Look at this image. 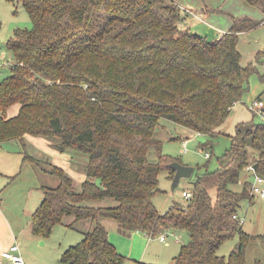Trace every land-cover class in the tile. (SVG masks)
Here are the masks:
<instances>
[{
	"label": "trees",
	"instance_id": "obj_1",
	"mask_svg": "<svg viewBox=\"0 0 264 264\" xmlns=\"http://www.w3.org/2000/svg\"><path fill=\"white\" fill-rule=\"evenodd\" d=\"M6 1L23 6L33 27L15 30L6 43L14 61L0 79V142L42 137L85 173L76 185L62 167L23 151L22 163L58 179L42 189L30 216L32 233L48 238L65 217L73 218L67 227L79 220L90 225L59 263L126 264L108 240L105 221H112L125 234L185 230L189 240L174 264H246L248 242L264 243V235L242 230L239 213L243 201L257 197L246 168L264 178V120L237 124L219 167L197 174L186 204L164 213L152 200L162 192L158 174L177 159L162 154L154 134L165 118L193 133L217 135L254 70L241 63L239 34L263 20H234L209 39L183 27L186 15L173 0ZM242 1L264 14V0ZM13 105L18 111L8 117ZM107 200L112 203L100 204ZM236 235L229 255L218 254Z\"/></svg>",
	"mask_w": 264,
	"mask_h": 264
},
{
	"label": "rangeland",
	"instance_id": "obj_2",
	"mask_svg": "<svg viewBox=\"0 0 264 264\" xmlns=\"http://www.w3.org/2000/svg\"><path fill=\"white\" fill-rule=\"evenodd\" d=\"M213 3L216 5L221 4L220 7L222 9H228L230 3L233 2L229 0H210V4ZM247 13L249 14L246 15L247 17L255 20L260 17V12L255 8H250V11ZM208 17L209 19L225 18L222 15L216 16L212 14ZM218 22L220 26L224 25L223 19H219ZM212 25L218 28L216 23ZM32 27L28 12L23 6L14 5L6 0H0V79L7 75L9 71L8 66L10 62L14 61L11 51L7 48V40L13 36L15 30H31ZM183 27L190 29L186 24ZM198 28L200 29L199 34H201V30H204L206 34L202 35L209 39L215 38L211 37L212 32L205 25L200 24ZM238 50L241 54V63L243 65L252 64L254 70L248 74L240 101L234 104L230 115L224 124L218 128V133L215 137L193 133L170 120L165 118L159 119V127L155 130L154 136L161 140L162 154L177 159L181 164L193 167L192 175L181 178L173 191L171 190L172 179L169 176L170 169H166V167L160 169L158 185L162 192L154 195L152 199L159 213H164L174 203L186 204L187 199L182 196V192L192 189L196 175L202 173L205 169L213 171L219 167V162L223 160V154L230 147L231 135L235 133V126L237 124L248 122L252 118L256 122L262 119L254 112L253 117L252 111L249 108L252 102L257 100L258 96H261L260 99L262 101L264 100V19L260 26L243 32L239 36ZM16 108L17 106L9 108L7 112L8 117L15 115ZM183 139H186V149L183 147ZM209 143L211 144L210 147L208 146ZM2 144L4 148L10 150H22V146L16 141H3ZM29 150L30 152L28 153L32 155L30 148ZM206 153L210 157L206 156ZM148 159L151 162L156 161V155L153 150L149 151ZM20 164L21 157L18 166L15 167V171L9 173V175L0 174V206L8 215L14 217L18 222L20 221L21 225L27 223L25 225L27 228L29 216H31V213L43 200L42 189L46 186H56L58 179L50 174L43 173L38 166H34L28 161ZM1 168L3 167L1 166ZM76 171L83 172L80 168ZM77 172L70 171L68 174L73 178L76 185H79L81 179L78 177ZM16 175L17 177L12 178ZM247 176L248 173L243 174L241 179H247ZM235 188L239 190L240 185ZM111 203L110 200H107L100 204L106 205ZM239 213L243 221L242 230L244 232L253 236L264 235V199L254 197L250 202L243 201ZM72 219V217H65L64 224L56 225L48 238H41L38 242L33 243L35 248L33 252L29 253V257L27 255L28 251H25L28 243L24 241L23 252H25L23 253L21 250L20 254L25 264L26 262L27 264H60L59 258L62 250L68 246L77 244L83 238V232L90 227L89 223L83 220L73 223L72 227H67V224H70ZM105 222L108 233L109 224L111 226L116 224L112 221ZM115 232L117 237L122 239H129V236L134 233L132 231L129 234H125L119 230ZM160 235L165 237V242L158 240ZM152 239L149 240L150 242L148 241V245L150 246L148 256L159 255L157 264H174L173 257L179 252L180 245L187 243L189 240L185 230H168L162 234L152 236ZM238 240V236L236 235L232 239L225 241L220 246L218 254L228 256L236 247ZM245 258L246 264H255L256 261L264 264V243L259 239L250 240L246 246Z\"/></svg>",
	"mask_w": 264,
	"mask_h": 264
},
{
	"label": "crops",
	"instance_id": "obj_3",
	"mask_svg": "<svg viewBox=\"0 0 264 264\" xmlns=\"http://www.w3.org/2000/svg\"><path fill=\"white\" fill-rule=\"evenodd\" d=\"M173 1L184 11V14L186 15L185 19L183 20L184 21L183 25L186 24L192 32L199 34L200 29L198 27L200 24H203L207 27V29H209L212 32L211 37H218L221 34L230 30L231 27L234 25V20L250 18L246 16L249 15L247 12L250 11V8H255L258 12H260L259 19L257 20L252 18L250 19L255 21H261L264 19L263 18L264 14L260 9L246 5L242 0H229L233 3H230L228 9L226 8L222 9L220 7L221 4H217V5L214 3H213L214 5L210 4V0H173ZM208 13L216 16L222 15L225 18L209 19L208 16L210 14L208 15ZM219 19L224 20V25L220 26L218 22ZM215 23L218 26V28H215L212 25ZM242 33L243 32H241L239 36ZM201 34H206V32L204 30H201ZM13 106L15 107L17 106L16 110L18 111L19 108L18 105H13ZM184 140L185 139H183V141ZM6 141L18 142L22 146V150L20 151L10 150L4 148L2 142L0 143V174L9 175V173L15 171L16 169L15 167L18 166L20 157L22 164L23 151L27 150L30 152L29 148L31 149L32 152V155L31 154L30 155L33 156V158H36L38 160H43V158L47 159L52 165L62 167L67 173L68 172L70 173V171L77 172L76 171L77 168L73 167L70 164L69 156L66 153H60L59 151L54 149L51 146L50 142L42 137L25 135L22 141L19 139H10ZM15 156H17V158H15ZM1 166L3 168H1ZM77 173H78V177L81 179L80 182L83 181L85 179V173L83 172H77ZM14 177H17V175ZM0 202H1V198H0ZM25 225H27V223L21 225L20 221L18 222L16 219H14V217L8 215L7 212L3 210V208H1L0 206V253L1 251L7 249L10 245L14 243H17L19 245L20 252L21 250L23 252V243L24 241H27L28 246L27 249L24 250L26 252L28 251L27 255L28 257L30 256L29 253L33 252L35 248V245L33 246V243L38 242V240H40L41 237L35 236L32 233L30 227V216H29L28 227L26 228ZM116 230H118L116 225L111 226L109 224L108 240L110 241L111 244L115 246L116 250L120 254L124 255L127 258L126 264H134V261L143 262L147 264H155L156 262L159 261L158 258L159 255L151 256V257L148 256L149 248H150V246L148 245V241L153 240L152 237L151 239H149L150 237L148 238V236L145 233L141 231H134V233H132V235L129 236L130 237L129 239H122L117 237L116 235L117 233L115 232ZM160 242H165V241H160ZM65 249H63L62 252ZM0 264H10V262L0 257Z\"/></svg>",
	"mask_w": 264,
	"mask_h": 264
},
{
	"label": "built area",
	"instance_id": "obj_4",
	"mask_svg": "<svg viewBox=\"0 0 264 264\" xmlns=\"http://www.w3.org/2000/svg\"><path fill=\"white\" fill-rule=\"evenodd\" d=\"M1 59V57H0ZM263 107H264V101L262 100H255L252 102L251 107L249 108L250 111L254 112L255 114L259 115L262 119L264 116L263 112ZM183 147L186 149V140L183 141ZM206 156H209L208 153H206ZM246 171L250 174H252V184H251V192H253L258 198L264 199V178L253 174L254 170L252 166H248L246 168ZM182 196L185 199H189L191 196V193L189 191H183ZM234 217H236L234 215ZM160 241H165V237L163 235H160L159 237ZM0 257L9 261L10 264H25L21 254H20V249L19 245L17 243H14L10 245L7 249L1 251Z\"/></svg>",
	"mask_w": 264,
	"mask_h": 264
},
{
	"label": "water",
	"instance_id": "obj_5",
	"mask_svg": "<svg viewBox=\"0 0 264 264\" xmlns=\"http://www.w3.org/2000/svg\"><path fill=\"white\" fill-rule=\"evenodd\" d=\"M166 167L174 170V175H173L172 184H171L172 191L178 185V182L181 178L190 177L193 173L192 166H186L177 161L168 163Z\"/></svg>",
	"mask_w": 264,
	"mask_h": 264
}]
</instances>
